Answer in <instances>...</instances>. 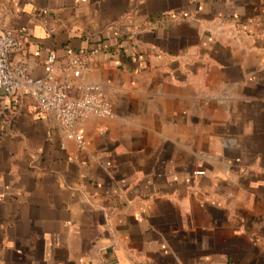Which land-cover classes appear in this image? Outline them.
Listing matches in <instances>:
<instances>
[{"label": "crops", "instance_id": "obj_1", "mask_svg": "<svg viewBox=\"0 0 264 264\" xmlns=\"http://www.w3.org/2000/svg\"><path fill=\"white\" fill-rule=\"evenodd\" d=\"M3 30L33 78L97 50L73 84L111 113L79 147L0 101V264H264V0H0Z\"/></svg>", "mask_w": 264, "mask_h": 264}, {"label": "built area", "instance_id": "obj_2", "mask_svg": "<svg viewBox=\"0 0 264 264\" xmlns=\"http://www.w3.org/2000/svg\"><path fill=\"white\" fill-rule=\"evenodd\" d=\"M19 48L20 40L17 37L10 31H0V101L29 97L33 102L32 109L38 115L52 114L65 130L66 138L73 139L81 147L83 137L78 129L79 123L89 116L107 117L111 113L110 103L100 85L73 84L76 78L86 72L87 60L97 50L85 52L68 49L60 69L63 77L48 72L42 77L33 78L23 62L11 60L12 54ZM55 62V55H48L49 71ZM74 86L81 91L78 97L69 94ZM3 123L4 117L0 115V126ZM194 174L202 175L203 171Z\"/></svg>", "mask_w": 264, "mask_h": 264}]
</instances>
